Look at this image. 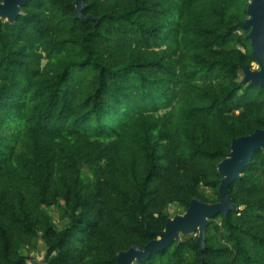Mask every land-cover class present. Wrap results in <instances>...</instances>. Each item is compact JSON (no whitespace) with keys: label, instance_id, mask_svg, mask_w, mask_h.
Returning <instances> with one entry per match:
<instances>
[{"label":"trees","instance_id":"16d2710c","mask_svg":"<svg viewBox=\"0 0 264 264\" xmlns=\"http://www.w3.org/2000/svg\"><path fill=\"white\" fill-rule=\"evenodd\" d=\"M83 1L87 20L74 0L0 19V264H31L25 249L116 264L172 204L217 201L232 139L264 127V88L242 82L249 0ZM251 155L201 252L195 231L133 264H264V152Z\"/></svg>","mask_w":264,"mask_h":264},{"label":"water","instance_id":"95a60500","mask_svg":"<svg viewBox=\"0 0 264 264\" xmlns=\"http://www.w3.org/2000/svg\"><path fill=\"white\" fill-rule=\"evenodd\" d=\"M26 1L0 0V19L14 21L20 12V6ZM74 5L76 17L83 20L91 17L82 15L81 11L85 6L83 0H74ZM246 11L248 17L240 23V26L249 28L246 37L250 40L252 57L259 68L254 70L250 65H244L242 82L264 87V0H249ZM230 148L225 158L217 164L218 171L222 175L218 186V200L205 202L195 196L182 214H175L166 219L164 229L150 231L156 237L148 241L144 247L131 245L125 250H120L116 255V264L143 261L154 249H163L174 240L179 241L181 234L195 233V231H197L196 241L200 245L199 252L204 249L205 227L209 219L218 212L226 215L228 210L236 207L228 189L229 185L240 177L241 170L249 162L254 149L261 148L264 152V127L233 138ZM32 264H44L43 259Z\"/></svg>","mask_w":264,"mask_h":264},{"label":"rangeland","instance_id":"374dc122","mask_svg":"<svg viewBox=\"0 0 264 264\" xmlns=\"http://www.w3.org/2000/svg\"><path fill=\"white\" fill-rule=\"evenodd\" d=\"M251 69H258L259 65L256 61L252 62L250 65ZM207 196H211V191L207 190L206 191ZM49 212L51 214L52 217H54L55 219H58L59 217V213L57 211V209L55 208H51L49 207ZM169 213L170 216L173 217L175 214H182L183 213V208L181 206L172 204L169 207ZM25 253L28 254V256H30V263L32 264L34 261H41L43 259V252H41V250H31V249H25Z\"/></svg>","mask_w":264,"mask_h":264},{"label":"bare ground","instance_id":"6f19581e","mask_svg":"<svg viewBox=\"0 0 264 264\" xmlns=\"http://www.w3.org/2000/svg\"><path fill=\"white\" fill-rule=\"evenodd\" d=\"M251 48V47H250ZM242 73V72H241ZM264 88V87H263ZM260 150V149H259ZM252 156V155H251ZM230 191V190H229ZM232 197V196H231ZM211 222V221H210ZM206 231V230H205ZM178 244V243H177Z\"/></svg>","mask_w":264,"mask_h":264}]
</instances>
